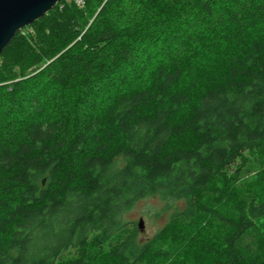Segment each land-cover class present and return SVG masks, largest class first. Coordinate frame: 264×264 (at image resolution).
Masks as SVG:
<instances>
[{
  "label": "trees",
  "instance_id": "16d2710c",
  "mask_svg": "<svg viewBox=\"0 0 264 264\" xmlns=\"http://www.w3.org/2000/svg\"><path fill=\"white\" fill-rule=\"evenodd\" d=\"M1 121L0 264H264V0H60L0 54Z\"/></svg>",
  "mask_w": 264,
  "mask_h": 264
},
{
  "label": "rangeland",
  "instance_id": "374dc122",
  "mask_svg": "<svg viewBox=\"0 0 264 264\" xmlns=\"http://www.w3.org/2000/svg\"><path fill=\"white\" fill-rule=\"evenodd\" d=\"M152 44L151 42L148 44H146L143 56H151L152 62H149L147 65L150 67V71L153 70V66L155 61L158 60V58H155V56L159 53L162 52L163 47L166 48V46H168L169 44H157L156 45V50H154L153 52H149L150 50H147L148 46ZM180 46V45H179ZM187 49L183 50L182 48H180V50L177 51H172L170 53V60L171 59H180L183 57H186L188 55L187 52H185ZM169 51V50H166ZM183 53L184 55L180 54ZM149 56V57H150ZM163 57H167L166 53L162 54ZM155 60V61H154ZM169 60V61H170ZM116 78V75H114L112 77V79L110 78V81H114V79ZM129 85L132 86H136L137 83H133L132 80H129ZM6 116V115H5ZM7 119V118H6ZM6 122H0V126ZM262 155V157H259V162L262 164H264V152L260 153ZM255 155L252 152L247 151L245 153V161L248 163V165H246L247 169L243 170L241 169V171H244L240 174L239 179L240 182L238 185H241L243 183V181H247L248 178L258 174L261 172V170L263 169L262 167H257L255 166L251 160H248L247 158L251 157L253 158ZM243 161V159H238L236 164H234V167L231 170H235L236 166L238 163H241ZM263 184V183H262ZM243 189V187H242ZM257 191L259 194L261 195V193H264V188L263 186L260 187H256ZM174 206V203L169 204L168 202L165 201L164 198H161L158 195H154V196H147V197H143L139 200H137L134 205L132 206V208L126 212L125 214V218L126 220H129L131 222H138L139 218L142 217L144 219V229L140 230L139 229V238L140 239H147L149 237H151L152 235L155 234V232L161 228L169 219V214L172 211ZM191 245V244H190ZM190 245L188 246V249L190 247ZM192 252H186L185 254H182V258H181V263L180 264H194L191 263L192 256H195L198 253V250L195 247L192 248Z\"/></svg>",
  "mask_w": 264,
  "mask_h": 264
},
{
  "label": "water",
  "instance_id": "95a60500",
  "mask_svg": "<svg viewBox=\"0 0 264 264\" xmlns=\"http://www.w3.org/2000/svg\"><path fill=\"white\" fill-rule=\"evenodd\" d=\"M60 0H0V54L11 42L17 31L44 16ZM144 219L138 220L140 230Z\"/></svg>",
  "mask_w": 264,
  "mask_h": 264
}]
</instances>
